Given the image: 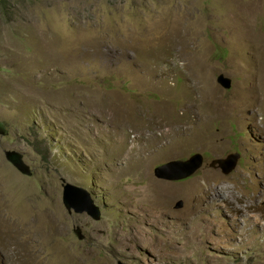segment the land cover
Wrapping results in <instances>:
<instances>
[{
    "label": "rangeland",
    "instance_id": "1",
    "mask_svg": "<svg viewBox=\"0 0 264 264\" xmlns=\"http://www.w3.org/2000/svg\"><path fill=\"white\" fill-rule=\"evenodd\" d=\"M0 125V264H264V0H0Z\"/></svg>",
    "mask_w": 264,
    "mask_h": 264
},
{
    "label": "water",
    "instance_id": "2",
    "mask_svg": "<svg viewBox=\"0 0 264 264\" xmlns=\"http://www.w3.org/2000/svg\"><path fill=\"white\" fill-rule=\"evenodd\" d=\"M224 89L231 87V81L224 75H220L217 79ZM3 128L0 125V134ZM6 159L17 168L24 175H31V167L26 163L24 155L19 151H7L5 153ZM239 153H233L226 159L215 160L210 164V167H217L223 173H231L237 166L239 161ZM204 158L201 154H195L187 160L172 161L167 164L158 166L154 170V176L159 180L169 181H183L194 175L203 165ZM64 193L63 202L66 208L77 214H86L93 221H99L102 216L100 208L94 202L91 194L83 187L73 185L67 181H63ZM183 207V202L179 201L176 204V209ZM79 239H83L82 229L78 228L76 231ZM118 264H124L119 262Z\"/></svg>",
    "mask_w": 264,
    "mask_h": 264
},
{
    "label": "bare ground",
    "instance_id": "3",
    "mask_svg": "<svg viewBox=\"0 0 264 264\" xmlns=\"http://www.w3.org/2000/svg\"><path fill=\"white\" fill-rule=\"evenodd\" d=\"M6 233L9 234V231H7Z\"/></svg>",
    "mask_w": 264,
    "mask_h": 264
}]
</instances>
